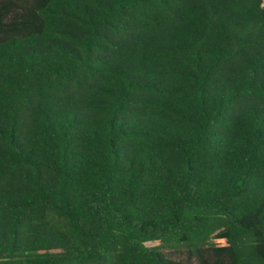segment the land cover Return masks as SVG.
<instances>
[{
	"label": "trees",
	"instance_id": "1",
	"mask_svg": "<svg viewBox=\"0 0 264 264\" xmlns=\"http://www.w3.org/2000/svg\"><path fill=\"white\" fill-rule=\"evenodd\" d=\"M263 0H0V264H264Z\"/></svg>",
	"mask_w": 264,
	"mask_h": 264
},
{
	"label": "rangeland",
	"instance_id": "2",
	"mask_svg": "<svg viewBox=\"0 0 264 264\" xmlns=\"http://www.w3.org/2000/svg\"><path fill=\"white\" fill-rule=\"evenodd\" d=\"M165 252L167 253V255L174 259V260H178V261H185V262H189L191 264H196L194 261L190 262L187 259V255L185 253V250L183 248H177V249H167L165 250Z\"/></svg>",
	"mask_w": 264,
	"mask_h": 264
},
{
	"label": "built area",
	"instance_id": "3",
	"mask_svg": "<svg viewBox=\"0 0 264 264\" xmlns=\"http://www.w3.org/2000/svg\"><path fill=\"white\" fill-rule=\"evenodd\" d=\"M262 5L264 6V0H263V4Z\"/></svg>",
	"mask_w": 264,
	"mask_h": 264
}]
</instances>
